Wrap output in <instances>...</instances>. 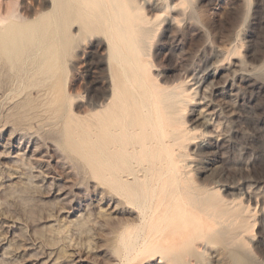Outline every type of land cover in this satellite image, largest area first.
<instances>
[{"label":"rangeland","instance_id":"374dc122","mask_svg":"<svg viewBox=\"0 0 264 264\" xmlns=\"http://www.w3.org/2000/svg\"><path fill=\"white\" fill-rule=\"evenodd\" d=\"M166 2H144V60L160 85L185 89L186 172L232 209L224 236L195 242L205 263L182 248L126 260L123 238L139 223L138 209L100 184L91 158L75 147L78 136L68 134L71 116L90 119L107 85L105 38L82 34L53 75L32 50L0 55V264H237L234 253L243 264H264V0ZM40 3L0 0V13L32 7L35 16Z\"/></svg>","mask_w":264,"mask_h":264},{"label":"bare ground","instance_id":"6f19581e","mask_svg":"<svg viewBox=\"0 0 264 264\" xmlns=\"http://www.w3.org/2000/svg\"><path fill=\"white\" fill-rule=\"evenodd\" d=\"M144 2L41 0L35 16L32 7L19 13L7 9L0 13V55L11 58L32 50L42 55V71L53 75L61 67L59 55L76 36L103 35L106 76L102 83L107 85L90 119L71 116L75 126L71 125L69 137L78 136L75 147L91 158L100 184L138 209L139 223L123 238L126 260L133 253L157 252L165 257L182 248L205 263L206 254L192 248L199 240L216 244L232 209L214 191L190 182L182 151L190 136L180 113L185 89L182 84L162 86L150 76V62L144 60L149 34ZM249 75L244 74L246 82ZM195 84L205 99L204 82ZM205 116L199 114L207 125ZM232 257L237 264L245 261L237 253Z\"/></svg>","mask_w":264,"mask_h":264}]
</instances>
